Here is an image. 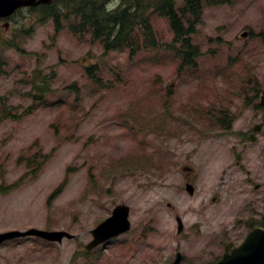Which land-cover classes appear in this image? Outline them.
<instances>
[{"label": "rangeland", "instance_id": "374dc122", "mask_svg": "<svg viewBox=\"0 0 264 264\" xmlns=\"http://www.w3.org/2000/svg\"><path fill=\"white\" fill-rule=\"evenodd\" d=\"M184 3L178 0L179 7ZM150 14L161 46L133 57L129 50L105 52L68 23L56 35L53 20L39 23L42 16L14 17L8 34L0 25L6 62L0 232L36 228L76 236L62 244L35 238L7 243L0 264H171L178 251L185 264H199L226 243H240L256 225L264 131L256 161L246 158L256 167L249 178L236 156L242 149L237 136L206 132L203 124L207 109L238 113L232 131H246L264 117L243 104L241 79L250 72L264 87V0L204 4L192 37L198 64L182 73L181 58L165 48L174 38L168 20ZM245 29L249 35L241 38ZM95 64L99 84L86 70ZM37 84L50 89L42 104L34 99ZM187 179L196 186L194 196L185 190ZM120 204L131 208V231L87 252L91 230ZM139 235L135 248L130 241Z\"/></svg>", "mask_w": 264, "mask_h": 264}, {"label": "trees", "instance_id": "16d2710c", "mask_svg": "<svg viewBox=\"0 0 264 264\" xmlns=\"http://www.w3.org/2000/svg\"><path fill=\"white\" fill-rule=\"evenodd\" d=\"M99 1L101 4L98 6L97 0H69L65 7L68 10L67 16L80 18L77 30L91 33L94 39L105 45L107 51L121 50L125 47L139 51L142 48L156 47L157 43L147 15V12L153 9L154 12H160L169 18L175 35L173 45L180 43L181 49L178 53L183 57L184 64L187 66L193 64L196 49L192 47L188 37L194 33V26L201 19L198 1L187 0L186 8L189 12L184 11L180 16L174 8L175 0H123L122 5L113 10L106 9L104 0ZM56 9L53 8L54 13L50 17H53L60 26L61 12L55 14L58 11ZM138 28L141 31L144 29L145 32L138 33ZM139 35L144 37L142 45L139 44Z\"/></svg>", "mask_w": 264, "mask_h": 264}, {"label": "water", "instance_id": "95a60500", "mask_svg": "<svg viewBox=\"0 0 264 264\" xmlns=\"http://www.w3.org/2000/svg\"><path fill=\"white\" fill-rule=\"evenodd\" d=\"M0 16L2 15L0 14ZM263 104H264V98H263ZM259 128L260 127H257L256 129ZM187 190L189 191L190 194L194 193V187H192L191 185L187 186ZM129 213H130L129 207L125 205L118 206L114 210L113 216L104 223H102L97 229H95L92 232L94 235V240L90 243L88 249H92L98 246L99 244L107 241L108 239L128 231L130 229V222L128 219ZM178 221H179V231H181L183 228L182 223L180 220ZM26 236H38L46 240L55 241V242H62L63 238L65 237L72 238V236L66 232H46V231L32 229L25 232L14 231V232L0 234V244L8 239H14V238H20ZM263 254H264V231L255 229L248 236L244 244L235 250L233 257L235 258L236 261H234V263L256 264V256L259 255L262 256ZM224 263L225 262H222L221 264ZM173 264H181V255L177 256V259Z\"/></svg>", "mask_w": 264, "mask_h": 264}, {"label": "flooded vegetation", "instance_id": "af4514ba", "mask_svg": "<svg viewBox=\"0 0 264 264\" xmlns=\"http://www.w3.org/2000/svg\"><path fill=\"white\" fill-rule=\"evenodd\" d=\"M47 6H44V5H40L39 7L37 8H25L23 9L22 11H20L21 13H27V14H34L36 13L37 11H42V10H45ZM255 125H253V129L251 131L254 130L255 128ZM249 134L251 135L252 133H250L249 131ZM250 135H248V137L245 138L244 142H243V145L247 144V141L251 138ZM240 139H242L240 137ZM243 140V139H242ZM256 140V138H255ZM259 199L257 200L258 202V207H260V209L257 210V215H256V218L258 220H256V227H261V228H264V209L262 210V208H264V189L263 190H259ZM261 219V221H260ZM232 253V247H225L221 250V252L219 254H216L215 255V258H213L209 263L207 264H218V262H220L222 260V257L225 255V254H231Z\"/></svg>", "mask_w": 264, "mask_h": 264}]
</instances>
